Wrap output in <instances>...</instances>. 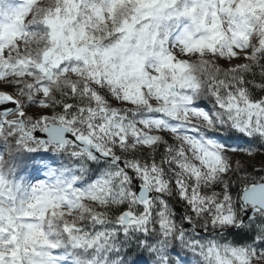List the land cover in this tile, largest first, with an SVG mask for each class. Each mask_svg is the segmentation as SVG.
<instances>
[{"label":"snow or ice","instance_id":"snow-or-ice-1","mask_svg":"<svg viewBox=\"0 0 264 264\" xmlns=\"http://www.w3.org/2000/svg\"><path fill=\"white\" fill-rule=\"evenodd\" d=\"M0 264H264V0H0Z\"/></svg>","mask_w":264,"mask_h":264}]
</instances>
